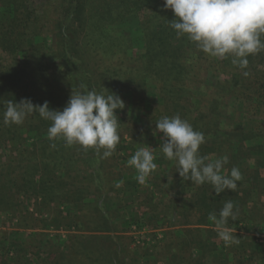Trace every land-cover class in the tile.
<instances>
[{
  "label": "trees",
  "instance_id": "obj_1",
  "mask_svg": "<svg viewBox=\"0 0 264 264\" xmlns=\"http://www.w3.org/2000/svg\"><path fill=\"white\" fill-rule=\"evenodd\" d=\"M163 4L0 0V264H28L25 255L37 244L26 243L25 231L46 229L51 221L82 231L96 219L98 227L86 231H116L108 200L119 197L120 182L129 191L128 166H120L118 155L130 158L154 136L159 118L177 114L205 135L202 156L227 155L226 170L239 168L243 179L236 191L216 195L209 184L184 181L175 164L155 149L159 182L169 180L173 194L169 204L148 196L140 206L147 207L149 223L167 224L160 263L264 264V243L258 238L264 237V51L248 57L250 75L245 77L230 59L212 58L186 36L177 38L169 24L174 13ZM133 21L132 32L123 34L119 27ZM137 39L143 44L140 56L133 52ZM81 84L117 93L125 101L126 107L117 110L121 143L110 157L50 141L51 122L38 113L21 125L3 124L4 100L48 101L51 109L63 110ZM125 136L133 143L124 145ZM228 200L239 209L238 219L228 223L238 240L231 245L218 237L209 219ZM109 239L101 257L73 241L52 264H83L73 259V250L95 257L94 264H124L122 246L117 238Z\"/></svg>",
  "mask_w": 264,
  "mask_h": 264
},
{
  "label": "clouds",
  "instance_id": "obj_2",
  "mask_svg": "<svg viewBox=\"0 0 264 264\" xmlns=\"http://www.w3.org/2000/svg\"><path fill=\"white\" fill-rule=\"evenodd\" d=\"M163 7L173 11L175 19L169 21L177 38L187 37L198 50L212 58L231 60V64L245 77L249 65L248 57L264 51V0H164ZM74 90L63 110H54L49 102L34 104L25 98L19 102L3 101V124L21 125L33 114L51 124L47 130L50 141L62 140L66 146L79 145L92 149L103 158L110 157L121 141L120 120L117 110L126 107L122 97L114 92L107 93L89 89L81 84ZM2 100V99H0ZM154 135L163 133L159 147L164 157L175 164V172L184 181L201 186L209 184L216 195L236 191L243 179L237 167L228 172L225 166L229 157L216 159L200 154L206 142L205 135L195 130L192 124L174 116H162L156 122ZM56 147L55 143L50 145ZM156 156L150 146L138 148L127 164L136 170L138 183L144 184L157 169ZM239 209L232 200L225 201L216 214H210L218 237L226 244L238 243L229 220L238 219Z\"/></svg>",
  "mask_w": 264,
  "mask_h": 264
},
{
  "label": "rangeland",
  "instance_id": "obj_3",
  "mask_svg": "<svg viewBox=\"0 0 264 264\" xmlns=\"http://www.w3.org/2000/svg\"><path fill=\"white\" fill-rule=\"evenodd\" d=\"M37 6H40V3H37ZM124 25L125 27L120 26L119 29L123 34H127L134 27V21L126 23ZM133 43L134 54H136V56H140L143 46V44H141V40H134ZM226 123V126H230V118L228 115L226 117ZM162 137L163 136L160 133L159 135L155 134L151 139L147 140V142H145V146H143L152 147L156 159L158 158V153L155 152V149H159L162 143ZM130 142L133 143V141H131L129 137L125 136L123 138L122 143H124V145ZM137 149L138 148H136L135 150ZM122 156H124L122 153L119 154L117 159L120 166H123V164L128 166L127 161L129 160V158L124 159V157ZM124 171L125 174H127L126 177L129 184V191H123L122 183L120 182L118 185V190L120 192L119 197L117 198L116 196H114V198L108 200L107 204V211L112 213L111 220L109 222L117 226L116 231H114L113 233L86 231V229L90 227H98L95 226V223L97 222L96 219H93V221H95L94 225H89L87 223L86 226L82 225L80 227V230L82 231H76L72 228H64L61 225L57 226L55 223H52L53 221H51L48 223L46 229L25 231L24 239L26 243L29 245L30 243H34L36 241L37 245H33L34 247H30L31 251H29L25 255L26 257L24 260H26L28 264H52V262L55 261V257H61L62 252H67L68 246L71 247L73 241H76V247L80 248L81 246L83 248V251H86L87 253L96 257H101V255L98 254H101L100 252L106 250L107 247L111 244V240L109 239V236H111V238H117V241L123 248L120 250V255L122 260L124 261V264H134V262L135 264H162L159 261V254H161L159 252L161 250V247L163 246L162 241L165 239L167 234V224H163L164 222H162L161 220L158 221L159 223H157L156 221H152L150 222V224V216L146 214L148 209L144 206L146 208L145 210L143 206H140V203L145 201L146 197L148 196H155L156 201H158L157 198L159 197L161 201H165L166 204H169L170 198L173 194L170 181H165V183L159 182V180L161 179V175H159L158 173L159 170H155L147 178L144 184H140L136 179L137 172L134 168L128 166V169ZM158 183H160V187ZM157 187L160 189L162 188L164 193L158 191ZM157 192L161 194V197L158 196ZM165 202L163 203L165 204ZM28 208L31 209V206L28 205L27 209ZM38 216L41 218L40 214H38ZM43 217L47 218V220L52 219L48 215H43ZM95 218L100 219V217ZM7 224V226L9 227H14V225L9 224L8 222ZM133 226H137L141 229H146L149 232L147 236H150L152 238L153 243L144 246L136 245L131 234V229ZM258 238L261 239V243H264V237ZM72 254L74 256L73 259L83 264H94L92 260L96 259L95 257L91 258V256H86L83 253L81 255H76L74 253V250ZM131 258L134 260V262L131 261ZM96 264L103 263H101V261L99 260V262H97Z\"/></svg>",
  "mask_w": 264,
  "mask_h": 264
},
{
  "label": "built area",
  "instance_id": "obj_4",
  "mask_svg": "<svg viewBox=\"0 0 264 264\" xmlns=\"http://www.w3.org/2000/svg\"><path fill=\"white\" fill-rule=\"evenodd\" d=\"M148 231L146 229L138 228L137 226H133L131 229V234L133 236L134 242L136 245L144 246L150 245L153 243L152 238L148 235Z\"/></svg>",
  "mask_w": 264,
  "mask_h": 264
}]
</instances>
